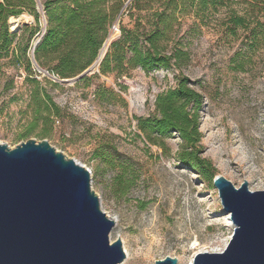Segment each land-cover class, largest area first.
<instances>
[{"label":"rangeland","instance_id":"rangeland-1","mask_svg":"<svg viewBox=\"0 0 264 264\" xmlns=\"http://www.w3.org/2000/svg\"><path fill=\"white\" fill-rule=\"evenodd\" d=\"M34 1L38 19L26 9L22 14L29 22L11 30L7 21L14 37L0 57V144L12 149L46 140L87 169L101 209L115 221L110 240L119 239L128 251L125 264H154L165 257L190 264L197 253L222 251L233 228L224 221L213 178L222 176L236 188L246 181L251 191L264 188V38L255 43L228 23L251 9L244 0H230L197 14L177 0L176 20L161 45L167 54L185 52L186 62L102 75L100 64L111 44L124 30H150L151 14L161 10V3L140 0L132 6L134 0H121L112 21L119 31L110 33L109 26L102 46L112 39L99 65L102 46L84 70L90 71L75 80L84 71L61 79L32 63L33 43L36 49L47 28L43 4L70 0ZM181 77L203 96L199 156L211 164L210 172L180 161L176 132L153 134L162 145H152L138 128L139 119L156 114V97L174 89ZM46 96L58 116L52 108L48 115Z\"/></svg>","mask_w":264,"mask_h":264},{"label":"water","instance_id":"water-1","mask_svg":"<svg viewBox=\"0 0 264 264\" xmlns=\"http://www.w3.org/2000/svg\"><path fill=\"white\" fill-rule=\"evenodd\" d=\"M212 184L233 229L221 252L197 253L192 264H264V188L251 191L246 181L236 188L222 176ZM114 225L82 165L46 140L0 144V264H120L125 253L119 239L110 240Z\"/></svg>","mask_w":264,"mask_h":264},{"label":"trees","instance_id":"trees-1","mask_svg":"<svg viewBox=\"0 0 264 264\" xmlns=\"http://www.w3.org/2000/svg\"><path fill=\"white\" fill-rule=\"evenodd\" d=\"M139 1L134 0L132 6ZM146 1L161 3V10L151 14V29L141 33L124 30L121 37L111 44L100 64L102 75L115 72L121 75L125 68L132 70L139 67L146 72L156 68H179L186 62L185 52L174 49L167 54L161 45L162 41H168L167 34L176 20L174 11L178 6L177 0ZM229 1L180 0L184 9H196L197 14ZM243 2L251 9L250 15L247 12L243 16L232 15L228 23L233 30L244 29L248 37L257 43L260 38H264V0ZM43 6L47 28L34 51V60L40 68L49 70L61 79H67L83 72L97 58L108 28L122 7V1H48ZM26 9L31 10V14L38 19L34 0H0V57L13 44L14 36L8 31V19L20 16ZM46 101L48 115L53 109L58 116V108L49 96H46ZM202 103V94L188 85L187 78L181 77L174 89L156 97V114L152 118L139 119L138 122V128L152 145H162L152 139L153 134L165 137L172 131L176 132L181 139L178 152L180 161L200 173L213 170L211 164L199 156V111Z\"/></svg>","mask_w":264,"mask_h":264},{"label":"bare ground","instance_id":"bare-ground-1","mask_svg":"<svg viewBox=\"0 0 264 264\" xmlns=\"http://www.w3.org/2000/svg\"><path fill=\"white\" fill-rule=\"evenodd\" d=\"M29 19H30V16L25 15V14H22V15L17 16V17H10L9 18V25H10L11 30H16L18 27H20L25 22H29ZM111 39H112V37L108 38L106 40V42L104 43V45L102 46V49L100 50L99 59H98V61L96 60L97 62H96L95 67L97 65H99L98 63L101 61V59L103 58L105 52L107 51V49L109 47V44L111 42ZM35 46H36V41L33 43V47H35ZM224 221L227 223L228 227L230 226L231 228H233L228 214H226V217L224 218ZM194 245H195V243H194ZM123 250H124L126 259H124V261H122L120 264H125L127 259H128V255H129L125 245H123ZM192 259H193V257H192ZM192 259L190 260V264H192Z\"/></svg>","mask_w":264,"mask_h":264},{"label":"built area","instance_id":"built-area-1","mask_svg":"<svg viewBox=\"0 0 264 264\" xmlns=\"http://www.w3.org/2000/svg\"><path fill=\"white\" fill-rule=\"evenodd\" d=\"M117 31H119L118 22L113 23V24L111 25V27H110V33H111V32H117ZM36 44H37V43H36Z\"/></svg>","mask_w":264,"mask_h":264}]
</instances>
